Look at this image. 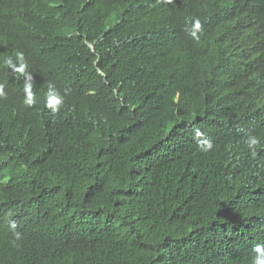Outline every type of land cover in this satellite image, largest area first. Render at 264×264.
Instances as JSON below:
<instances>
[{
  "label": "trees",
  "instance_id": "trees-1",
  "mask_svg": "<svg viewBox=\"0 0 264 264\" xmlns=\"http://www.w3.org/2000/svg\"><path fill=\"white\" fill-rule=\"evenodd\" d=\"M0 85V264L264 252V0H0Z\"/></svg>",
  "mask_w": 264,
  "mask_h": 264
},
{
  "label": "clouds",
  "instance_id": "clouds-1",
  "mask_svg": "<svg viewBox=\"0 0 264 264\" xmlns=\"http://www.w3.org/2000/svg\"><path fill=\"white\" fill-rule=\"evenodd\" d=\"M164 1V0H161ZM202 30V24L201 21L196 18L194 20L193 25L189 29L190 35H192L194 38H198V33ZM18 58L20 60H23V54L18 53L17 54ZM6 63L9 66L12 65V60L9 58L6 60ZM22 70V68H21ZM25 92H26V99H25V104L31 106L35 103L34 96L31 92V85H26L25 86ZM4 92H3V86L0 85V97H3ZM63 103V98L59 97L55 92L53 91H48L47 93V104L46 106L50 108L53 112H56L59 110V106ZM246 145L249 149L252 150V155L255 157L256 152H255V147L260 144V138L257 136H249L246 139ZM204 144L206 147L203 149L204 151H210L212 149V143L210 140L204 141ZM15 239L19 240L20 239V233H15ZM257 252L260 253V255L257 257L255 264H264V252L261 251L260 248H257Z\"/></svg>",
  "mask_w": 264,
  "mask_h": 264
}]
</instances>
